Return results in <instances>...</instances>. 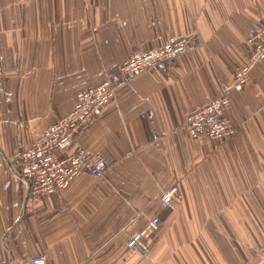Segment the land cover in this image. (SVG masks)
<instances>
[{
    "label": "crops",
    "instance_id": "obj_1",
    "mask_svg": "<svg viewBox=\"0 0 264 264\" xmlns=\"http://www.w3.org/2000/svg\"><path fill=\"white\" fill-rule=\"evenodd\" d=\"M263 27L264 0H0V264H264V60L229 93L232 137L184 126ZM183 36L185 52L122 79L130 56ZM105 79L114 97L53 155L101 154L104 176L31 197L14 153ZM153 215L148 252L129 248Z\"/></svg>",
    "mask_w": 264,
    "mask_h": 264
},
{
    "label": "built area",
    "instance_id": "obj_2",
    "mask_svg": "<svg viewBox=\"0 0 264 264\" xmlns=\"http://www.w3.org/2000/svg\"><path fill=\"white\" fill-rule=\"evenodd\" d=\"M252 51L246 64L241 65L230 82L222 89L221 95L212 99L203 107L188 113L184 126L191 137H203L212 140H226L232 137L238 126L227 114L230 107L231 91H240L245 86L251 68L264 60V27L249 38ZM189 47V38L172 37L158 49L135 53L119 68L123 80L131 79L145 70L156 69L183 53ZM114 84L104 80L95 87L79 92L72 109L48 125L36 141L25 149L14 153L21 175L28 182V193L35 197L41 193H53L63 190L83 171L93 178H102L107 170L105 158L98 153H89L77 149L63 158H55L56 151L69 146L74 137L98 115L102 107L114 97ZM173 191L166 192L161 202L168 205ZM264 227V219H263ZM159 225V217L153 215L146 228L130 234L126 244L146 253L148 247L141 244L142 237ZM28 264H47V255H31Z\"/></svg>",
    "mask_w": 264,
    "mask_h": 264
},
{
    "label": "rangeland",
    "instance_id": "obj_3",
    "mask_svg": "<svg viewBox=\"0 0 264 264\" xmlns=\"http://www.w3.org/2000/svg\"><path fill=\"white\" fill-rule=\"evenodd\" d=\"M186 50H187V49H186ZM186 50H185V51H186ZM185 51H184V52H185ZM181 54H182V53H181ZM105 80H108V79H105ZM98 85H99V84H98ZM94 87H95V86H94ZM90 88H91V87H90ZM114 89H115V87H114ZM206 139H207V138H206ZM151 217H152V216H151ZM149 219H150V218H149ZM149 219H148V220H149ZM147 222H148V221H147ZM146 226H147V224H146L142 229H140L139 231H141V230H143L144 228H146ZM158 226H159V225H158ZM158 226H157L154 230L158 229ZM136 232H137V231H136ZM147 232H148V231H147ZM147 232H146V233H147ZM133 233H134V232H133ZM146 233H145V234H146ZM131 234H132V233H131ZM145 234H144V236H145ZM147 247H148V246H147ZM148 249H149V247H148ZM147 252H148V251H147ZM147 252H146V253H147ZM143 254H145V253H143Z\"/></svg>",
    "mask_w": 264,
    "mask_h": 264
}]
</instances>
